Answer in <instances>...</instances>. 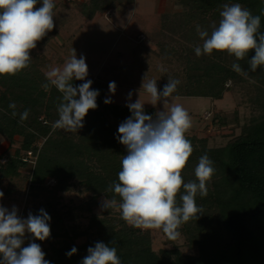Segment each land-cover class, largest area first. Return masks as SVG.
Masks as SVG:
<instances>
[{
    "label": "trees",
    "instance_id": "trees-1",
    "mask_svg": "<svg viewBox=\"0 0 264 264\" xmlns=\"http://www.w3.org/2000/svg\"><path fill=\"white\" fill-rule=\"evenodd\" d=\"M133 1L90 0V9L80 13L81 16L77 15L78 12L71 14L68 25L74 24L71 30L75 29L76 35L95 13L117 9ZM169 1L186 8L187 25L185 46L176 52L171 51L183 57L187 64L184 79L179 80L173 96L221 99L233 86L252 79L254 96L250 99L257 104L260 113L252 116L241 126L240 133L223 145H209L212 131L230 122L228 114L221 111L212 109L206 112L209 116L204 119L209 118V122L200 130L202 135L199 131L185 133L193 146L181 173L185 183L196 179L195 167L204 154L213 161L215 173L207 183L208 195L201 197L197 194L195 198L197 206L203 209L202 215L197 220L190 219L178 229V239L184 240L182 245L194 252L186 253L178 244L155 250L150 231L127 224L121 215H110V210H103L102 215L93 212L99 197L111 199L115 195L107 189L119 182L121 160L127 154L126 147L116 138L118 132L109 125L103 112L107 111L116 122L122 123L131 115L128 107L105 104L106 84L93 81L91 89L99 91L98 107L89 110L84 126L73 137L61 129L52 128V123L58 119L57 108L62 94L54 86L48 91L41 87L47 82L45 74L29 63L15 76H0V138L6 139L10 145L16 141V136L19 141L13 155H0V159L5 157L4 161L0 160V177L18 175L19 168L28 165V160L32 161L30 189L37 192L34 196L45 194L44 202L39 203L40 210L44 209L51 217L50 237L58 238L44 252L50 264H81L88 254L87 249L97 242L115 246L121 264H264V66H259L255 72L249 70L248 60L254 52L237 61L226 51H214L211 55L199 57L194 51L203 44L196 26L211 33V25L219 23V13L225 4L239 3L253 15H260L259 32L264 33V0ZM233 63H239L247 75L234 72ZM82 83L73 81L74 86ZM13 102L18 114L30 110L27 120L21 122L19 115H11L13 110L8 105ZM144 111L154 116L157 110L144 107ZM40 141L41 145L37 146ZM28 153L29 159L24 160ZM51 179L53 183L49 182ZM73 182L91 194L89 201L76 208L56 209L58 194L69 191ZM181 194L183 188L177 195L178 203ZM116 199L119 203L120 198L116 196ZM81 216L88 219L86 226L68 228L67 224H76L75 218ZM55 224H58L56 231ZM71 230L74 234L70 233ZM80 236H86V241L77 244L75 240ZM47 241L51 242V238ZM31 242L40 244L43 241L31 240L28 244ZM73 247L77 252L67 256Z\"/></svg>",
    "mask_w": 264,
    "mask_h": 264
},
{
    "label": "clouds",
    "instance_id": "clouds-1",
    "mask_svg": "<svg viewBox=\"0 0 264 264\" xmlns=\"http://www.w3.org/2000/svg\"><path fill=\"white\" fill-rule=\"evenodd\" d=\"M37 3L38 0H0V76H15L27 68L32 59L30 50L55 27L54 0H42L39 7ZM219 15L221 19L211 25V33L196 26L203 41L202 46L194 49L196 56L226 51L240 61L254 52L248 60L249 70L255 72L264 66V33L259 32L261 16L253 15L239 3L223 5ZM232 70L247 75L239 63H233ZM87 75L86 58H77L75 49L62 67H52L45 73L47 82L41 87L48 91L54 86L62 94L53 130L77 133L84 126L89 110L98 107L99 91L91 89V80L73 85L74 80L85 81ZM179 84L178 79L169 77L163 89L158 90L157 81L144 75L140 90L150 96L151 105L162 103L163 110L156 111L154 116L146 114L140 96L135 102L127 103L131 115L119 125L116 137L126 147L127 154L121 160L119 182L107 189L115 195L101 202L103 210L118 208L127 224L139 229L162 230L171 240L180 236L178 229L182 224L202 215L203 209L197 206L195 198L197 194L208 195L207 183L215 173L213 161L204 154L195 167V180L185 183L181 175L193 146L185 136L192 127L191 116L183 105L170 100L175 99L173 93ZM116 87L115 82H110L109 92L114 94ZM131 97L129 92V101ZM104 103L110 104L112 100L106 98ZM8 107L13 110V117L19 115L21 122L27 120L30 110L18 114L14 102ZM181 188L183 194L178 203ZM3 196L0 191V198ZM50 220L44 209L38 215L29 213L27 218H21L15 206L9 210L0 205V264H50L40 244L31 242L22 247L25 233L39 241L50 238ZM76 252L73 247L66 255L71 257ZM87 253L81 264H121L117 248L103 242L89 247Z\"/></svg>",
    "mask_w": 264,
    "mask_h": 264
},
{
    "label": "rangeland",
    "instance_id": "rangeland-1",
    "mask_svg": "<svg viewBox=\"0 0 264 264\" xmlns=\"http://www.w3.org/2000/svg\"><path fill=\"white\" fill-rule=\"evenodd\" d=\"M39 3L41 4L42 0H38ZM54 4L55 27L37 42L35 49L30 50L32 58L30 63L34 69L45 74L52 67H62L65 61L70 58L73 49H75L77 58L84 56L88 66V75L83 82L91 80L92 85L94 84L93 81L99 80L101 83L105 81L103 79L104 73H101L102 68L103 71L107 70L109 72L108 75L116 71V68L120 72V77L121 75H135L134 82H138L140 78L138 86H141L142 79L146 74L148 79L157 81L158 90L164 87L169 77L178 80L184 79L187 64L185 65L183 57H179L171 51L173 49V52H176L185 46L184 36L187 32L185 23L186 8L169 0H136L134 4L126 6L123 11L117 8V14L112 16L110 21H105L100 16H109L107 11L112 8L101 13H95L94 17H99L75 35V29L71 30L74 24L68 25V21L71 20V14L74 12H78L77 15L81 16L80 13L86 12L88 8L90 9V0H54ZM112 20H115L116 28L111 24ZM121 33H123L125 40L130 38L133 40L134 47L131 56L129 52L127 53L128 50L123 48L121 42L118 43ZM139 35H144V39L140 42L138 41ZM119 51L122 54H119ZM162 68L164 71L161 70ZM109 69L114 71L111 72ZM251 80L248 79L233 86L231 91L227 92L221 99L174 97L175 99L170 98V100L172 103L183 105L192 119V127L188 131H199L200 135H202L200 130H203L205 124L209 122V118L202 119L199 116L204 110L209 111L214 108L215 111L228 114V121L230 122L225 127L212 131L209 139V145L219 146L223 145L230 137L239 134L241 126L248 123L252 116L260 113L259 109L256 108L257 104L250 99L254 96ZM130 92H132L130 101L126 89L121 91L120 88L114 94L111 93L113 98L110 95H107L106 98L113 100V103L127 105L129 102H135L140 96L141 102L145 103L144 107H154L157 111L163 110L162 103L158 102L156 106L148 103L150 96L145 91H140V93L137 90ZM103 113L109 125L118 132L121 123L116 122L107 111ZM235 119L237 123H235ZM209 130L208 128L207 131ZM68 134L73 137L77 136V133L68 132ZM15 139L16 141L10 145L6 139L0 138V155H13L16 148L19 147L17 136ZM37 144V146H40L41 141ZM4 159L5 157H1V162ZM28 161L30 162L28 165L19 168L18 175L0 177V191L4 193V196L0 198V205L9 210L15 206L18 209V216L21 218H27L29 213L38 215L41 208L39 203L45 200V194L40 197L34 196L37 192L30 189L29 180L33 164L32 161ZM90 196L91 194L84 191L77 182H73V186L69 191L58 194L59 203L55 208L61 209L63 207L62 210L76 208V206L78 207L89 201ZM103 199L104 197H99L96 206L93 208V212L97 215L103 214L101 208ZM78 212L80 213V211ZM109 214L121 215L118 208L111 209ZM87 220L85 217L75 218L76 224H67V226L70 229L77 226L83 228L87 225ZM57 225L55 224V231ZM145 230L151 232L153 237L152 247L155 250L161 247L171 248L178 244L186 253L194 252L182 245L184 240L181 238L170 241L161 230ZM70 233L74 234L72 230ZM50 238L51 242L46 240L47 242L40 243L43 252L48 251L49 244L56 243L58 239L55 237ZM31 240L35 241L34 237L30 233H25L24 244H28ZM75 241L77 244L84 243L86 236H80Z\"/></svg>",
    "mask_w": 264,
    "mask_h": 264
},
{
    "label": "crops",
    "instance_id": "crops-1",
    "mask_svg": "<svg viewBox=\"0 0 264 264\" xmlns=\"http://www.w3.org/2000/svg\"><path fill=\"white\" fill-rule=\"evenodd\" d=\"M135 1L136 0H134L133 1V3L132 4H134L135 3ZM129 5H131V4H128V5H124V6H121V7H119L118 9L120 10V11H123L124 9H126L125 7L126 6H129ZM118 9H110V10H108L109 11V16H106V17H104V16H100V18L101 19H104L105 21L107 20V21H110V19H111V17L112 16H115V14H117V10ZM107 11V12H108ZM107 15V14H106ZM99 16H96V17H94L93 19H91V20H89L88 22H86V23H84V26H83V28L82 29H84L85 28V26L86 25H88L89 23H92L93 21H95L97 18H98ZM108 17H110V18H108ZM84 22H85V20H84ZM115 28H116V26H115V20H112V23H111ZM80 31H82V30H78V32H77V34L80 32ZM76 34V35H77ZM122 35L118 38V43L119 42H121V44H122V46H123V48H126L128 51H127V53L129 52L130 53V56H131V51H132V49H133V47H134V43H133V40L130 38V39H126L125 40V38H124V36H123V33H121ZM112 46H113V44H112ZM111 50V49H110ZM110 52V51H109ZM119 54H122L121 53V51H119L118 52ZM117 57H119V56H117ZM123 64V62L121 63V65ZM113 69H115V68H113ZM113 69H109V70H111V72L112 71H114ZM117 69L118 68H116L115 70L116 71H114L113 73H110L109 75L107 74V73H109V72H107V70L105 71H103V68L101 69V73H104L103 74V79H105V81H104V84H106V89H105V91H104V96H103V99H104V101H105V99H106V97H107V95H110V97L111 98H113V95H111V93L109 92V88H108V85H109V83L110 82H115V84L117 85V87H116V90L117 89H121V91L123 90V89H126V91L129 93L130 91H135V90H137V91H139L140 90V88H141V86L139 85L138 86V84H140V78H139V81L137 82H134V79H136V76L135 75H131V76H128V75H125V76H123V75H121V77L119 76V71H117ZM132 74V73H131ZM105 75V76H104ZM120 77V78H119ZM140 91H144L143 89H141ZM173 97H175V98H177V97H185V96H173ZM209 98V97H208ZM110 104H118V103H113V100H112V103H110ZM119 105H123V104H119ZM145 108H150V107H145ZM154 108V107H153ZM156 109V108H155ZM157 110V109H156ZM213 110H215L214 108H213ZM206 112H208L207 110H204L199 116H201V118L203 119L204 118V115H205V113Z\"/></svg>",
    "mask_w": 264,
    "mask_h": 264
},
{
    "label": "built area",
    "instance_id": "built-area-1",
    "mask_svg": "<svg viewBox=\"0 0 264 264\" xmlns=\"http://www.w3.org/2000/svg\"><path fill=\"white\" fill-rule=\"evenodd\" d=\"M107 13H109V12H107ZM143 39H144V35H139V37H138V41L140 42V41H142ZM208 116H209V113H206L204 117H208ZM29 157H30V153H28V155H26V156L24 157V160H27ZM49 182H53V180L51 179Z\"/></svg>",
    "mask_w": 264,
    "mask_h": 264
}]
</instances>
